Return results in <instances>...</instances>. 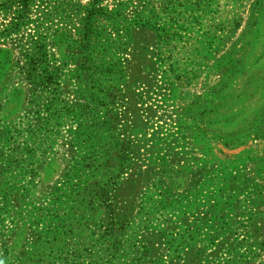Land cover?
Here are the masks:
<instances>
[{
    "label": "rangeland",
    "instance_id": "rangeland-1",
    "mask_svg": "<svg viewBox=\"0 0 264 264\" xmlns=\"http://www.w3.org/2000/svg\"><path fill=\"white\" fill-rule=\"evenodd\" d=\"M0 264H264V0H0Z\"/></svg>",
    "mask_w": 264,
    "mask_h": 264
}]
</instances>
